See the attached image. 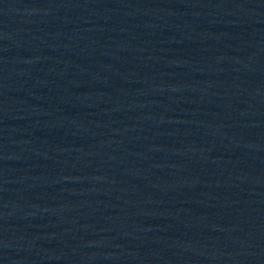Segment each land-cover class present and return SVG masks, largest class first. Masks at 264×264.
I'll return each instance as SVG.
<instances>
[{
	"label": "water",
	"instance_id": "95a60500",
	"mask_svg": "<svg viewBox=\"0 0 264 264\" xmlns=\"http://www.w3.org/2000/svg\"><path fill=\"white\" fill-rule=\"evenodd\" d=\"M0 264H264V0H0Z\"/></svg>",
	"mask_w": 264,
	"mask_h": 264
}]
</instances>
